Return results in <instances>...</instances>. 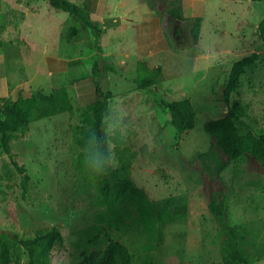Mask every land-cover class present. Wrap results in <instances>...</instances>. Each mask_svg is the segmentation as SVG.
Listing matches in <instances>:
<instances>
[{"label": "rangeland", "instance_id": "1", "mask_svg": "<svg viewBox=\"0 0 264 264\" xmlns=\"http://www.w3.org/2000/svg\"><path fill=\"white\" fill-rule=\"evenodd\" d=\"M14 1L0 0V36L8 20L17 26V13L9 14L16 9L8 6ZM36 5L43 14L40 19L53 21L62 41L71 39L82 46L89 40L87 31L86 35L77 32L79 27L70 15L49 8L44 1ZM208 7L198 44L192 42V21L190 33L183 30L173 41L165 65L153 66L151 73L140 77H152L151 87L138 89L134 76H126L127 84L115 85L109 106L128 113L124 127L117 130L123 146L116 151L112 143L115 168L123 164L120 161L127 163L131 180L151 204L171 197L186 199L185 217L162 227V240L150 245L153 264H241L237 254L248 264H264V258L255 254L256 248L264 247V166L248 153L232 161L215 137L204 131L207 121L227 111L223 92L232 64L254 52L257 59L240 76L229 106L237 113L240 134L264 135V43L257 28L264 9L260 0H210ZM168 32L172 35L174 30L170 27ZM207 49L229 52L211 58L204 53ZM182 99L192 103L195 125L178 138L160 101ZM83 109L76 106L74 115H45L26 136L29 144L21 136L11 142L15 161L30 177L25 197L21 177L9 156L0 152V231L26 237L36 229L56 226L64 247L53 251L51 264H74L73 255L80 252L75 243L82 231L96 224L102 210L96 204L94 181L82 174L71 151L70 129L81 122ZM213 201L217 215L210 210ZM111 235L117 237L115 232ZM131 239L121 238L133 252L134 264H141L138 251L143 239ZM6 251L11 255L15 247L9 239H0V254Z\"/></svg>", "mask_w": 264, "mask_h": 264}, {"label": "trees", "instance_id": "2", "mask_svg": "<svg viewBox=\"0 0 264 264\" xmlns=\"http://www.w3.org/2000/svg\"><path fill=\"white\" fill-rule=\"evenodd\" d=\"M44 1L46 5L56 11L72 16L85 26L92 37V49L99 54L101 28L98 22L92 21L89 14L79 5L70 0H31ZM264 9V0H260ZM200 18L193 20L191 30L194 45L199 41ZM259 36L264 43V14L258 26ZM75 33V30H74ZM95 55L94 59L98 60ZM257 59L256 53L235 61L229 71L227 84L223 92V101L227 106L225 115L221 118L207 121L204 131L216 139L217 146L232 161L243 157L244 153L250 154L264 166V135H256L250 131L240 134L235 125L237 113L229 106L230 97L235 90L240 76L245 69L251 66ZM94 73L98 72L97 62H94ZM139 79V80H138ZM135 83L138 89H148L154 84L152 77L137 78ZM96 84V100L89 107L80 112L81 122L71 127V151L78 168L83 171L85 177L91 178L97 187V206H101L100 215L96 216V224L86 231H82V237L75 243L76 250L80 252L73 255L74 264H134V255L128 245L121 240L123 236L140 240L141 264H153L154 252L152 243H159L161 228L169 223L178 221L186 215V199L167 198L151 204L142 189H139L130 178L127 163L118 168L109 169L102 176H93L85 170L84 158L88 153V140L92 133L98 129L102 112L108 109L109 101L113 94L105 91ZM57 113L68 112L74 115L76 106L67 88L52 91ZM162 109L169 115L170 123L179 138L194 128L195 111L188 99L178 101H160ZM78 110V109H77ZM0 113L4 119L0 121V152L9 156L12 167L21 177L20 186L22 197L28 193L29 175L23 165H19L11 153V142L18 136L24 137L29 131L31 122L38 119L35 101L32 96L18 98L17 100L1 104ZM114 149L118 151L124 144V139L119 132L112 138ZM103 210H107L104 211ZM210 210L218 214V207L213 201ZM115 232L114 238L111 233ZM7 238L14 245L15 251L9 254L7 251L1 255L0 261L14 264H51V256L56 248L64 247V238L56 226L40 228L26 237L17 234L0 231V239ZM256 248L255 254L259 259L264 258V247ZM25 260L21 262L22 258ZM241 264H248L247 259L236 255Z\"/></svg>", "mask_w": 264, "mask_h": 264}, {"label": "crops", "instance_id": "3", "mask_svg": "<svg viewBox=\"0 0 264 264\" xmlns=\"http://www.w3.org/2000/svg\"><path fill=\"white\" fill-rule=\"evenodd\" d=\"M70 1L100 24L102 52L99 56L92 49L89 30L76 19L73 18L79 27L77 32L86 35L87 31L90 36L82 46L71 39L68 42L59 39L55 23L40 19L43 14L38 12L41 8L36 1L31 4V0H15L8 5L17 11H9L8 7L9 14L17 13V26L14 28L8 20L7 30L0 36V102L33 97L38 119L30 123L28 133L20 139L26 144H29L26 136L30 135L31 128L44 121L45 115L68 113H57L53 90L67 88L74 104L84 109L96 100L95 82L114 94L115 85L127 84L126 76L140 78L151 73L153 66L165 65L173 41L183 30L190 33L194 18L201 20V37L210 8V0ZM170 27L174 30L172 35L168 32ZM80 49L83 51L79 52ZM228 52L207 49L204 53L220 58ZM95 55L98 60L94 59ZM94 62H97V73L93 71ZM3 119L0 113V121Z\"/></svg>", "mask_w": 264, "mask_h": 264}, {"label": "clouds", "instance_id": "4", "mask_svg": "<svg viewBox=\"0 0 264 264\" xmlns=\"http://www.w3.org/2000/svg\"><path fill=\"white\" fill-rule=\"evenodd\" d=\"M128 113L122 108H109L102 112L97 131L88 140V153L84 158V167L93 176H102L117 166L112 148V137L124 127L123 120Z\"/></svg>", "mask_w": 264, "mask_h": 264}]
</instances>
